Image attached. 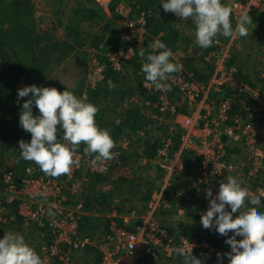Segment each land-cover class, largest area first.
Here are the masks:
<instances>
[{"label":"built area","instance_id":"2783aa9c","mask_svg":"<svg viewBox=\"0 0 264 264\" xmlns=\"http://www.w3.org/2000/svg\"><path fill=\"white\" fill-rule=\"evenodd\" d=\"M92 2L106 17L116 18L121 46L110 48L101 44L90 49L85 87L96 89L104 81L108 68L125 75L138 65L142 88L154 97V101L144 105L159 114L149 130L168 125L167 131L150 134L142 130L122 135L115 141V158L96 164L92 163L95 155L85 153L83 147L74 157L79 166H73L68 174L58 177L37 174L30 167L20 174L12 169L5 170L0 175V224L18 216L25 229L35 230L40 242L37 253L43 264H71L72 255L85 253L88 248H93L98 256L93 264L176 262L183 257L177 256L173 248L180 246L189 252L192 249L193 254L203 251L213 263L217 259V243L212 239L196 240L183 233H171L155 214L159 209L170 208V199L163 197L170 183L186 171L187 157L192 161L188 186L195 217L192 221L200 229L199 233L207 231L200 223L202 214L209 208L207 191L211 189L215 196L228 176L243 177V190L249 193V199L260 198L264 202V61L253 84L242 80L229 61L230 43L215 39V49L201 57L202 65L213 67L209 80L199 81L190 73L170 74L167 83L180 98V102L173 101L167 91L146 82L141 71L146 59L139 55L140 51L144 50L145 54L158 52L151 45L159 39L150 37L146 27L150 12L133 15L130 0ZM222 3L232 9L233 27L241 15L261 13L264 7V0H222ZM231 43L236 50L241 40L234 36ZM190 48L185 56L191 54ZM236 104L239 110L235 109ZM135 106L133 100L122 104L124 110ZM182 107L185 112L180 111ZM148 138L157 140L158 146L154 157H142L141 164H152L163 176L160 187L150 191L145 209L135 207L123 212L112 209L104 213L108 220L104 231L93 237L81 234L80 220L97 215L94 210H85L81 200L89 179L112 174L120 164L121 153L127 152L137 140ZM101 190L106 192L108 188L103 186ZM120 201L116 198L113 203L120 204ZM50 211L53 215H49ZM177 213L183 215L182 210Z\"/></svg>","mask_w":264,"mask_h":264},{"label":"trees","instance_id":"16d2710c","mask_svg":"<svg viewBox=\"0 0 264 264\" xmlns=\"http://www.w3.org/2000/svg\"><path fill=\"white\" fill-rule=\"evenodd\" d=\"M116 1L117 0H115V2ZM130 5L132 7L133 15H138L142 11L150 12V15H147L146 24L150 37H158L159 41L163 42L167 48L171 49L173 55L180 43L191 47V54H187L185 58L182 59L181 63L183 65V70L181 73H190L195 79L202 82H207L209 80L213 72V67L204 64L202 65L203 62L201 57L207 52L214 50L215 47L212 44L211 47L200 48L195 44V25L193 21H186V23L190 25L192 35L191 37H183L182 41L178 38L179 33L175 30V27L172 24L177 21L175 19L172 22L169 21L171 16L162 19V12L164 10L159 4V0H130ZM81 10L82 9H76L72 12V22L65 29L66 34L62 39H57L51 34V32L40 31L37 29L32 16L33 13L29 0H0V98L6 103V106L0 113V165L3 162H9L12 160V169H18L17 171H20V173H23L26 168L30 167L33 168L37 174H45L34 162L26 161L21 158L19 145L16 149L12 150L10 148V144H13L14 142L20 141L21 139L30 142L31 139V134L27 133L19 126L21 105L27 98H22L19 103H17L18 90L16 89V85L18 84L21 75L24 73L32 74L33 79H43L44 76L51 75L55 71L56 77L68 79V81L61 83L51 82V87H55L60 92L61 90L64 91L67 89L73 92L78 98H83L86 102L94 104L98 108L95 117L97 126L100 129L109 130L114 142L121 135L126 134L127 131L129 134L140 131L150 124L153 117H159L158 112L155 111L156 114H152L150 120L141 113L137 106L120 110L122 109L123 102L131 100L135 96H139L149 102L154 101V97L146 94L145 90L142 88V77L137 74V71L139 70L138 65L133 66V79H130L127 76L124 77L123 75H118L108 68L105 72L104 81L94 90H89L84 85L86 65L81 61L79 67H82V70H80L78 75L76 73L74 78L70 79L68 74L71 72V69L69 68L71 63L68 58H73V53L76 52L78 47H81V42L84 38L86 36H91L89 32L86 31V26L84 24L89 23L90 25H94V20H96L97 17H104V15L100 14L98 10L94 11L93 8L83 9V11ZM254 15L256 16L257 13H249L250 17ZM117 26L118 25L107 23L104 27H100L99 32L92 36V38L95 37L91 40V45L96 47L103 44L110 48L121 46V42L118 38L119 31ZM147 55L148 52L143 56V59H145ZM196 56H199L200 58V68L196 67V64L198 63L196 61ZM170 59L172 62H175L172 57ZM230 63L235 64L239 69L240 66L237 65L234 60H231ZM197 66L199 67L198 64ZM260 67L261 66H258V72L253 70L254 76L257 78L260 74ZM240 71L241 70H238V74ZM73 74L74 73L71 75ZM243 79L253 84L249 77ZM109 80L113 81L116 85L112 90H109L108 88ZM170 93L171 96H175L174 90H170ZM180 111L185 112L184 108ZM33 113L34 115L38 114V110L35 107L33 108ZM163 127L159 126V130L161 131V128ZM166 131L163 132V134H165ZM140 143H142V156L138 157L137 155V159H141L142 157L152 159L154 157L155 149L158 146L157 141L155 140L153 142L152 139L148 138L146 140H140ZM83 147H86V145L81 143L77 150ZM111 151L114 152V149ZM125 153L126 152H122L119 159L120 162L124 164L126 163L127 158ZM132 157H134L133 154ZM185 162L187 170V167L190 166L192 161L187 157ZM119 166L120 164L115 168H119ZM145 171L147 172V175H144L145 173L135 172L133 173L134 175L130 177H118L116 187L118 186L119 191H117V188L116 191L117 193L119 192L118 198L121 200L118 207L116 206L117 204L114 206L112 205L113 202L111 199L114 195L113 192L112 195L110 191L105 192L98 189L99 184H101L104 178L102 179V177L97 176L91 177L81 193V200L84 209L87 211L94 210L96 213L101 214L112 209H116L118 212H123L125 207L127 208L130 204L135 203L133 205L136 209L144 210L149 199V193L154 189V181H158L163 176L162 171L150 163L145 166ZM151 172L153 174L152 176L155 175L154 178H151V175L148 174ZM184 174H187V171H185ZM240 178L242 179L243 177ZM168 190L169 192H173V189L171 188ZM168 193H165L163 198L173 200L174 197H171ZM176 201L183 207L185 216H190L192 217L191 219H195L192 204V207H187L186 202L188 201L185 199H176ZM138 202L142 205H138ZM261 207H264V202H262ZM129 209L131 208L129 207ZM261 210L262 209L260 208L258 211ZM176 212L177 211L173 212L171 210V212H169L168 210L159 209L155 215L160 218L161 222L171 233H176L175 229L177 228L179 231L178 233H183L190 239H212L215 244L217 243L219 245L218 250L215 252L217 257H224L230 254L225 248V241L223 239L217 238V241L214 239L216 236L215 233H199L200 229L198 227H192L193 225H191V227H183L179 225L176 228L174 227L175 229H171L168 226L171 222H166L164 217L176 214ZM107 226L108 220H106L105 217H103V219L84 217L79 222V231L83 235L93 237L104 231ZM192 228L194 230L193 232H191ZM6 229H13L16 232L21 233L24 228L22 226V221L18 216H15L14 220H8V223L4 225L0 224V238L3 231ZM24 230L29 232V239L32 241H34V239L36 240L34 249L37 252L40 242L36 236V231L31 229ZM239 243L241 242H238V244ZM29 245L32 246V244ZM85 253L96 254V251L93 248H88ZM193 255L201 259L203 264H216L217 259H214V262L211 263V261L206 258L203 251H197ZM96 261H98V256L96 257ZM172 264H183V260L179 259Z\"/></svg>","mask_w":264,"mask_h":264},{"label":"clouds","instance_id":"9594fccd","mask_svg":"<svg viewBox=\"0 0 264 264\" xmlns=\"http://www.w3.org/2000/svg\"><path fill=\"white\" fill-rule=\"evenodd\" d=\"M159 4L165 12L174 13L180 19H192L194 42L200 48L211 47L218 34L226 38L244 37L252 23L251 17L245 13L233 27L230 20L232 9L222 0H159ZM151 47L160 51L145 57L141 71L146 82L156 89L170 91L167 83L170 74L181 72L183 65L172 62L173 53L163 42L157 40ZM139 55L145 56L144 50ZM115 87L109 80V90ZM22 98L27 99L21 105L19 126L31 134V139L30 142L18 141L20 156L34 162L46 175L58 177L68 174L73 166H79L74 157L81 143L86 145L85 153L95 154L93 164L115 158L116 153L111 151L115 142L109 130L97 126L98 108L94 104L67 89L60 92L55 87L35 84L18 89L17 103ZM34 107L38 114L34 115ZM243 188L242 181L228 176L227 182L219 185L215 196L211 189L206 193L209 208L202 214L200 223L203 228L214 229L221 239L227 240L225 248L230 253L218 256L216 264H264V211H258L262 202L260 198L250 200L249 193ZM238 214L239 218L234 220ZM49 215L53 213L50 211ZM173 252L183 257V264H203L193 255L192 249L189 252L180 246L173 248ZM0 264H43V261L23 235L8 232L0 238Z\"/></svg>","mask_w":264,"mask_h":264},{"label":"rangeland","instance_id":"374dc122","mask_svg":"<svg viewBox=\"0 0 264 264\" xmlns=\"http://www.w3.org/2000/svg\"><path fill=\"white\" fill-rule=\"evenodd\" d=\"M30 5H31V9H32V16L34 18L36 27L38 30L40 31H49L51 32L52 35H54L57 39H62L64 37V35L66 34V28L71 24L72 22V12L76 9H82L81 11H83V9H89V8H93L94 11L98 10L100 14H103L102 12H100L99 9L96 8V6L93 4L92 0H29ZM164 17H168L171 16L170 20L174 21V19L178 18L175 16L174 13L171 12H162ZM104 15V14H103ZM116 18L113 17H106V15H104L103 18H101L100 16L97 17L96 20H94L95 24L94 25H90L89 23H85L84 25L86 26V31L89 32V34L91 35L90 37L86 36L84 38V40L81 42L82 45L81 47H78L76 52L73 53V58H68L69 62L71 63L70 65V69L71 72L68 74L70 79L74 78L75 74L80 72V70H82V67H79V63L80 61L85 63L86 65V75H87V57L89 55V51L90 49L93 47L91 45V40L94 39V37L92 38L93 35H95L96 33L99 32L100 27H104L105 24L109 23V24H116ZM181 19L179 18L180 21ZM186 21H190V18L188 19H184V22L182 21V24L184 23V25H182L180 27V33H185L186 32ZM264 30V28H261ZM248 31H249V27H248ZM249 35V34H248ZM251 38V39H250ZM262 39H258L255 38L253 39L252 37L249 36V38L247 39L246 43H243L241 41L240 44H238L237 46H239L238 48H236V50H234V53L229 54V61L234 60V62L239 63V61L243 60V59H247L248 62L251 61L252 59V55H250L249 53L252 52L254 49L262 52V50H258V48L254 47L257 43L261 42L259 44V46H261L262 48H264V45L262 44ZM258 40V41H257ZM262 44V45H261ZM253 46V47H252ZM261 48V49H262ZM258 55V53L255 52L254 57H256ZM259 57L263 58L264 56L259 53ZM197 58V64H200V58L199 56H196ZM73 68H72V67ZM258 65H254V69L256 72H258ZM243 69V66L241 65V71ZM238 71V70H237ZM133 69H129V73H126L125 75H123L124 77L127 76L130 79H133ZM55 71L48 76H44L43 79H33L32 78V74H22L18 84L16 85V89H21L24 86H29V85H37L38 87H51L52 85L50 84L51 82L53 83H61L64 81H68V79H62V78H58L55 76ZM72 73H74L73 75H71ZM251 77L250 80L251 81H256V79H258L257 77L254 76L253 71L249 72ZM86 75H85V82H86ZM84 82V85H85ZM69 85V82H68ZM61 92H63V90H61ZM140 97L136 96V100L135 101L137 104L139 103ZM142 100V99H141ZM5 101L3 99L0 98V113L2 112V110L4 109L5 105ZM136 104V105H137ZM123 110V109H122ZM129 133H126L124 135H127ZM10 148L16 149L18 147V141L14 142L13 144H10ZM140 153H142V143H140V140H137L136 142H134L131 146L130 149L125 153L127 155L126 158V163L124 165H121V168H127L131 173L133 172H139V173H145L144 175H147V172L145 171V165H142V158L137 159V155L138 157L140 156ZM132 154L134 155V157H132ZM12 160H10L9 162H3L0 165V175L1 173H3L5 170L7 169H12L11 163ZM14 170V169H12ZM18 169L14 170L17 174H20V171H17ZM155 170V169H152ZM128 171H124L121 170L120 167L116 170L113 171L112 174H110L109 176L105 177L103 179L102 177V182L101 184H99L98 189H102V187H107L108 185H110V193L112 194V192L114 193V195L112 196V202L119 197L117 191H119L118 186L116 187V181L117 178H115L118 175H123V176H127L130 175L131 173ZM150 175L152 176V172L150 173ZM122 176V177H123ZM121 177V176H120ZM102 185V187H101ZM115 188H117V191L115 190ZM159 188V187H157ZM102 191V190H101ZM137 204V203H136ZM112 205L114 206L115 203H112ZM119 204H117L116 206L118 207ZM138 205H142L141 203L138 202ZM127 206V205H125ZM141 207V206H139ZM261 211H264V207H261ZM103 219V218H101ZM238 219L237 217L233 218ZM194 220V219H193ZM194 224V221H193ZM197 225H193L192 227H196ZM198 227V226H197ZM24 228V227H23ZM25 229V228H24ZM19 233L16 232L13 229H6L3 231V234L1 236V238L4 237V235L8 232H14V233H19L21 235H23V237L25 238V241L28 244H32L31 247H35L36 245V240L34 239V241H32L31 239H29V232L27 230H24ZM208 232L211 233H215V238H220L218 236V234L215 232L214 229L210 230V229H206ZM100 231V230H98ZM193 228L192 231L193 232ZM221 239V238H220ZM229 240L231 239V237L228 238ZM224 240V239H223ZM225 244L227 243V240H224ZM240 241H237V243ZM96 254L94 253H79L78 255L74 254L72 255V263L71 264H93L96 261ZM173 262H168V261H159L156 264H172Z\"/></svg>","mask_w":264,"mask_h":264},{"label":"crops","instance_id":"0c3cea01","mask_svg":"<svg viewBox=\"0 0 264 264\" xmlns=\"http://www.w3.org/2000/svg\"><path fill=\"white\" fill-rule=\"evenodd\" d=\"M256 13V12H255ZM163 15V14H162ZM255 16V15H254ZM254 16H251V19H252V23L248 26L249 27V31H248V34L246 35V36H244V37H240L239 35H236V36H238L239 37V39L243 42V43H246V41H247V39L249 38V36L250 37H252L253 39H255V38H257L258 39V37H259V39H261V38H263L262 39V44L264 45V30L263 29H261V28H264V7H263V10H262V12L261 13H257V15L254 17ZM166 18H168V17H164L163 16V18L162 19H166ZM176 21L177 20H179V18H176L175 19ZM169 21H171L172 22V20H169ZM182 21L184 22V19H181L180 21H177V22H175V23H172L173 25H174V27H175V30H177V32L179 33V36H178V38L180 39V40H182L183 41V37H191V35H192V30H191V28H190V25L188 24V23H186L185 25H187L186 27V32L185 33H180V27L182 26V25H184V23L182 24ZM190 21H192V19L190 18ZM188 22V21H187ZM232 23V22H231ZM261 23H263V24H261ZM178 33H177V35H178ZM231 38L232 37H229V38H226V37H224V36H222V35H217V37H216V39H219V40H222V41H224V43H230V45H231V48L228 50V54H231V53H234V47H233V45H232V43H231ZM251 39V38H250ZM229 40V41H228ZM195 41V40H194ZM258 41V40H257ZM179 42H181V41H179ZM261 42H259V43H257L254 47H256V48H258V50L260 49V50H262V52H259V51H257V50H253L252 52H250L249 54L250 55H252L251 57H252V59H251V61L250 62H248V60L247 59H243L242 61L240 60L239 61V63H236L237 65H239L240 67H239V69L237 68V66L235 65V64H231L232 66H234L235 67V69H236V71L237 70H241V65L243 66V69H242V71H240L239 72V74H240V76H239V74H238V76H239V78L240 79H242V80H244L243 78H246V77H249V79H250V77H251V75H250V71L252 72L253 71V69H254V65L256 64V65H258L259 64V66L261 65V63H263L262 61H264V57L263 58H260L259 57V53H261L263 56H264V48H262L261 46H259V44H260ZM261 44V45H262ZM178 45V44H177ZM253 47V46H252ZM190 47L189 46H186V44H179L178 45V48H177V50H176V52L174 53V56H173V58H174V60H175V62H178V63H180V64H182L181 62H182V59H184L185 58V53L187 52V50L189 49ZM262 48V49H261ZM255 52L256 53H258V55L256 56V57H254V55H255ZM196 67L197 68H200V64H199V67L197 66V64H196ZM237 73H238V71H237ZM194 77V76H193ZM195 78V77H194ZM257 80V79H256ZM252 82H255V81H252ZM172 90V89H171ZM173 91V90H172ZM171 93H170V91H167V95L169 96V97H172L171 99L173 100V101H177V102H180V98H179V96H178V93L176 92V91H174V95L175 96H171L170 95ZM146 96V95H145ZM142 99V100H141ZM131 100H136V96L135 97H133ZM139 101V103L140 104H137L135 101V103L137 104V108L141 111V113L143 114V115H145L146 117H148L150 120H151V118H152V114H156L155 113V111L156 110H153L152 108H150V106H145L144 105V103L145 102H149L148 100H146V99H143V98H141L140 97V99L138 100ZM126 102V101H125ZM124 103V102H123ZM235 109L236 110H239V105L238 104H236L235 106ZM122 108V107H121ZM183 108V107H182ZM123 109V108H122ZM122 109H120V110H122ZM184 111H185V107H184ZM157 118V117H156ZM156 118H152V120H151V122H150V124H148L146 127H144L142 130L145 132V133H147L148 131H149V133L150 134H154L153 132H155V131H158V132H160V133H162L163 134V132H165L166 131V129H167V127H168V125H164V127H163V125H162V127L164 128H161V131L159 130V127H157V126H155L154 127V130H149L150 128H152V126H153V124L155 125V119ZM142 130H140V131H142ZM126 133H129L128 131L126 132ZM159 133V134H160ZM122 136V135H121ZM139 140H141V139H139ZM157 141V140H156ZM154 142V141H153ZM121 165H124V163H122V162H120V169L121 170H124V171H128V172H130L126 167L125 168H121ZM194 166V165H193ZM118 169V167L116 168V170ZM187 174H184V172L182 173V175L180 176V177H177V178H175L174 180H173V183H170V185H169V187H168V189H173V192H169V190L167 189V191H166V193H168L171 197H174V199L173 200H171L170 199V203H171V205H170V208L168 209V211L169 212H171V210L174 212V211H178V210H182L183 211V215H180V214H178L177 212H176V214H171L170 216H165L164 218H165V221L166 222H171V223H169V227L172 229V228H176V227H178L179 225H181V226H183V227H191V225H193V221H192V217H190V216H185V212H184V209H183V207L182 206H180V203H177V201H176V199H185L186 201H188V202H186L187 203V207H192V205H191V192L189 191V188H188V186H189V180H190V172H191V169H189V167H187ZM140 172V171H139ZM131 173V172H130ZM133 173H135V172H133ZM133 173H131L130 175H128V177H130V176H132V175H134ZM149 175H150V173H148ZM137 175V174H136ZM120 176H123V175H118V176H116L115 178H117L118 179V177H120ZM155 177V175L154 176H151V178H154ZM236 179H238L239 181H242L243 182V185L245 184V179L244 178H240V177H235ZM161 180H162V178L161 179H159L158 181L157 180H155L154 181V188H157V187H160V185H161ZM152 181V180H151ZM110 185H108L107 186V188H108V190L106 191V192H109V190H110ZM115 190H116V188H115ZM133 204H135V203H133ZM133 204H130V206H128L127 208L125 207L124 208V211H126L127 209H129V207L130 208H135V206L133 205ZM259 210V209H258ZM97 215L95 216V218H103L104 217V215L105 214H101V213H96ZM239 217V214L237 215V218ZM174 228V229H175ZM176 230V232H179L178 230H177V228L175 229ZM208 231H206V233H207Z\"/></svg>","mask_w":264,"mask_h":264}]
</instances>
